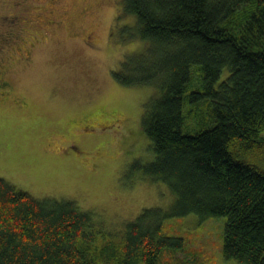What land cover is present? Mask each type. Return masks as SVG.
<instances>
[{
	"label": "trees",
	"instance_id": "obj_1",
	"mask_svg": "<svg viewBox=\"0 0 264 264\" xmlns=\"http://www.w3.org/2000/svg\"><path fill=\"white\" fill-rule=\"evenodd\" d=\"M119 11L135 17L121 38L144 47L113 76L154 89L144 170L169 186L172 207L113 231L73 201L38 200L0 178V264H188L185 240L163 233L166 218L188 213L225 216L224 257L264 264V0H121ZM193 66L201 79L187 93Z\"/></svg>",
	"mask_w": 264,
	"mask_h": 264
},
{
	"label": "rangeland",
	"instance_id": "obj_2",
	"mask_svg": "<svg viewBox=\"0 0 264 264\" xmlns=\"http://www.w3.org/2000/svg\"><path fill=\"white\" fill-rule=\"evenodd\" d=\"M120 5L0 0V70L9 85L0 87V178L38 200L73 201L113 231L143 209L169 210L175 198L144 170L153 152L141 117L153 87L113 76L144 47L121 38L135 17L119 18ZM195 67L187 93L201 79ZM224 225L225 216L188 213L166 218L163 233L185 240L179 254L188 264H242L222 253Z\"/></svg>",
	"mask_w": 264,
	"mask_h": 264
},
{
	"label": "flooded vegetation",
	"instance_id": "obj_3",
	"mask_svg": "<svg viewBox=\"0 0 264 264\" xmlns=\"http://www.w3.org/2000/svg\"><path fill=\"white\" fill-rule=\"evenodd\" d=\"M9 33H10V35L8 37H5L6 40L11 39V35L13 34V32H9ZM0 87H4V88H8L9 87L7 80L4 79L3 76H2L1 70H0Z\"/></svg>",
	"mask_w": 264,
	"mask_h": 264
}]
</instances>
